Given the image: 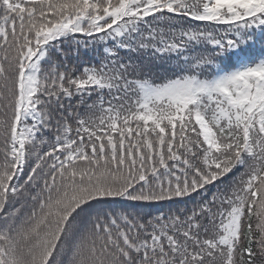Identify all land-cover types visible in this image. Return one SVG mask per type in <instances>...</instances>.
Masks as SVG:
<instances>
[{
  "label": "snow or ice",
  "instance_id": "1",
  "mask_svg": "<svg viewBox=\"0 0 264 264\" xmlns=\"http://www.w3.org/2000/svg\"><path fill=\"white\" fill-rule=\"evenodd\" d=\"M0 264H264V0H0Z\"/></svg>",
  "mask_w": 264,
  "mask_h": 264
}]
</instances>
